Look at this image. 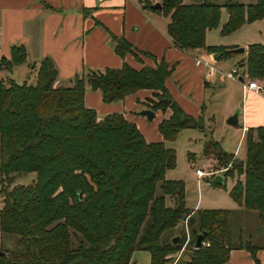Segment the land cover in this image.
Returning <instances> with one entry per match:
<instances>
[{
    "label": "trees",
    "instance_id": "1",
    "mask_svg": "<svg viewBox=\"0 0 264 264\" xmlns=\"http://www.w3.org/2000/svg\"><path fill=\"white\" fill-rule=\"evenodd\" d=\"M152 1L168 17L167 35L178 49L202 48L220 58L236 53L234 47L205 43L206 30L219 20L218 3ZM151 3L143 5L149 8ZM225 8L222 34L264 19V0L246 6L228 2ZM110 37L121 58L139 52L154 65L135 69L122 62L104 71L75 74L62 86L55 85L52 59L44 57L30 83L0 78V232L15 235L13 249L0 246V264H134V250L147 251L150 264H222L236 248L247 250L253 264H260L256 252L264 242L253 241L250 232L244 237L239 227L235 234L234 210L190 209L183 183L165 178V171L175 166V151L165 141L174 140L181 129L203 128L201 119L186 114L166 88L171 66L138 51L122 36ZM25 62L24 46L15 44L8 58H0V69L12 71ZM242 65L247 79H263L264 44H248ZM85 84L106 103L140 89L154 91L147 108L171 111L157 125L162 140L147 142L121 113L97 116L84 104ZM202 153L229 164L225 175H242L229 194L244 210L256 213L264 233V125L246 129L242 158L214 139L204 142ZM28 173H34L28 183L15 181ZM185 227L190 234L187 258L181 259V251L174 260L185 243ZM201 231L205 244L195 248V233ZM175 236L178 240L172 242Z\"/></svg>",
    "mask_w": 264,
    "mask_h": 264
},
{
    "label": "crops",
    "instance_id": "2",
    "mask_svg": "<svg viewBox=\"0 0 264 264\" xmlns=\"http://www.w3.org/2000/svg\"><path fill=\"white\" fill-rule=\"evenodd\" d=\"M145 1L0 0V58H8L10 47L21 44L26 50V62L19 66L36 71L38 62L49 57L57 69L55 85L62 86L69 85L75 74L104 71L107 67H119L122 62L135 69L154 65L152 58L139 52L137 56L130 52L123 58L118 56L113 50L110 34L122 36L138 51L149 52L156 62L164 60L171 66L170 74L165 79L166 88L181 109L194 118H200L203 127L208 130L215 124L214 102L218 94L221 98L227 97V83L238 80L242 101L238 115L240 133L237 145L241 140L245 141L248 127L264 125V94L242 86L247 80L242 65L246 45L242 51L227 58H220L219 55L216 58L214 52L202 48L180 50L167 35L168 17L151 7L145 8ZM147 1L153 4L152 0ZM230 59L234 61L232 67L237 71L236 79L226 76L232 70L227 65ZM209 67H213L212 73ZM15 69H0V78H12ZM154 98V91L140 89L123 100L106 103L102 101L99 91L85 84L84 104L87 107L92 108L99 117L113 112L121 113L136 125L147 142L162 140L157 125L171 112L169 109L156 110L152 119L147 120L140 111L147 108L148 99ZM236 107L237 102L230 101L221 113V120ZM218 142L223 144V139ZM188 208L196 209L199 206L194 204ZM232 210L235 213L245 211L237 204ZM241 224L238 227L244 230L251 223L245 221ZM258 227V224L254 227L251 239L262 243L264 233L258 231ZM3 237L4 234L0 232L2 247ZM256 256L260 264H264V248L258 249ZM131 259L134 264H150L149 253L145 250H134ZM222 264H253V260L247 250L236 248L230 250L228 259Z\"/></svg>",
    "mask_w": 264,
    "mask_h": 264
},
{
    "label": "rangeland",
    "instance_id": "3",
    "mask_svg": "<svg viewBox=\"0 0 264 264\" xmlns=\"http://www.w3.org/2000/svg\"><path fill=\"white\" fill-rule=\"evenodd\" d=\"M182 1L183 3H190L197 0ZM213 1L220 5V15L217 25L213 28L207 29L205 32L206 44L217 46L237 45V47H243L245 45L247 46L251 43L264 44V19H256L250 22H244L241 26L227 34H222L220 32L223 24L227 20V11L225 8L226 3L238 2L246 6L250 3H254L256 0ZM233 62V59H230L227 62L228 69H234V66L232 67ZM12 78L19 83L23 81L30 83L35 78V71H28L25 69L24 66H18L14 70ZM254 79L255 81L257 80V82L261 80L260 78ZM227 84L228 96H223L221 98V96L218 94V97L214 102L216 116L215 124L211 129L208 130L204 127L202 130L195 128L181 129L174 138V140L165 141V145L172 147L175 151V166L165 171V178L172 180H180L183 183L184 200L186 207H192L194 204H197L199 208L206 209L232 210L236 207L237 203L230 196L229 190L232 187L235 179H241L242 175H225V170L229 167V164L223 166L219 164L215 159L211 157H206L202 153V148L206 140L214 139L216 141H220L221 139H223V144H221V146L225 151L233 153L236 150L234 152L236 156L240 158L244 157L245 141L241 140L237 145L240 133L239 127L227 125L225 123V119L227 118V116L226 118H223L221 120V113L223 112V110L226 109L227 104L230 101L237 102L239 107L242 101V93L239 81H229V83ZM196 168H201L206 173L202 177L198 178L194 172ZM216 174L224 176V181L212 187L210 181ZM32 176H34V173L23 174L19 176L15 181H17L18 183H28L31 180ZM166 203L168 205L172 203L169 197L166 198ZM255 214L256 213L254 211L248 210H245L244 212L239 211L235 213L233 215V227L235 230V234L237 232L238 226H241V223H244L245 221L247 223L250 222L251 224L249 225V227L247 226V229H244V237H246L249 232L253 233V230H255L254 227H256L258 224V220ZM258 228V231L263 232L262 227ZM175 231L177 232L178 229H176ZM259 233L260 232H258V234ZM189 239L190 234L187 241ZM187 241L184 243L183 250H179L176 253V257H174V260L178 256H180L179 254H181V251L182 258H180H187ZM3 247L8 250L13 249L15 247L14 234H4ZM166 264H172V262H167Z\"/></svg>",
    "mask_w": 264,
    "mask_h": 264
},
{
    "label": "water",
    "instance_id": "4",
    "mask_svg": "<svg viewBox=\"0 0 264 264\" xmlns=\"http://www.w3.org/2000/svg\"><path fill=\"white\" fill-rule=\"evenodd\" d=\"M152 9H159L160 8V4L158 2H155L153 4H151L150 6ZM244 48L243 47H234L232 48L233 51L237 52V51H242ZM214 57H218L217 53H213ZM240 79V77L238 78ZM140 113L142 115H144L146 117L147 120H151L153 117V111L149 108H145L142 109L140 111ZM240 113V107H236L234 108V110L232 111V113H230L227 118L225 119V123L231 126H237L239 124L238 122V115ZM224 181V176L220 175V174H216L214 175L213 179L210 181V184L212 187L216 186L219 183H222ZM191 232H195L194 229H191ZM205 232L201 231L198 233H195V240H194V244L193 247L198 248L202 245V239H203V235ZM178 240V237L175 236L172 238V242H176ZM4 252L0 250V256L3 255Z\"/></svg>",
    "mask_w": 264,
    "mask_h": 264
},
{
    "label": "built area",
    "instance_id": "5",
    "mask_svg": "<svg viewBox=\"0 0 264 264\" xmlns=\"http://www.w3.org/2000/svg\"><path fill=\"white\" fill-rule=\"evenodd\" d=\"M198 62L199 61L197 60L196 63H198ZM212 71H213V67H209V72L212 73ZM226 76L229 78H232V79H236V77H237L236 69H232L229 72H227ZM242 86L244 89H252L257 93L264 94V79H261L259 82H257V80L255 81V79L254 80L247 79L243 83ZM194 172L198 178L202 177L206 173L201 168H196ZM185 234H186V239H185V242H186L188 237H189V230L187 227H185ZM203 244H205V243L202 241V245ZM183 248H184V244H183V247L181 248V250H183Z\"/></svg>",
    "mask_w": 264,
    "mask_h": 264
}]
</instances>
